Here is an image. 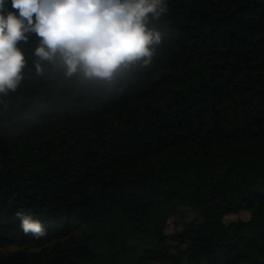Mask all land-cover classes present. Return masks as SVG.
Segmentation results:
<instances>
[{"label":"trees","instance_id":"obj_1","mask_svg":"<svg viewBox=\"0 0 264 264\" xmlns=\"http://www.w3.org/2000/svg\"><path fill=\"white\" fill-rule=\"evenodd\" d=\"M167 6L152 57L107 81L67 76L59 55L38 73L41 38L18 42L21 79L0 92V264H264V0ZM18 210L47 235H25Z\"/></svg>","mask_w":264,"mask_h":264},{"label":"clouds","instance_id":"obj_2","mask_svg":"<svg viewBox=\"0 0 264 264\" xmlns=\"http://www.w3.org/2000/svg\"><path fill=\"white\" fill-rule=\"evenodd\" d=\"M167 11V0H0V92L15 90L21 79L25 57L17 44L25 33L42 41L34 53L38 73L59 55L67 76L107 81L122 66L152 57L150 46L161 40L154 23ZM15 217L25 235H47L34 215L18 210Z\"/></svg>","mask_w":264,"mask_h":264},{"label":"rangeland","instance_id":"obj_3","mask_svg":"<svg viewBox=\"0 0 264 264\" xmlns=\"http://www.w3.org/2000/svg\"><path fill=\"white\" fill-rule=\"evenodd\" d=\"M249 215L245 212L243 213H240L238 215H228L225 217L224 219V222L225 223H228L230 221H234V220H237V219H243V220H246L248 219ZM255 219L258 223L264 221V216L262 213H258L256 216H255ZM263 243V239L261 237H257L255 240L253 241H244L241 243V247L242 249L246 250V252L248 253V255H252L256 252L257 248L259 247L260 244ZM11 248H7V250H10ZM2 250H5V249H2ZM245 259H242L241 261H244Z\"/></svg>","mask_w":264,"mask_h":264}]
</instances>
